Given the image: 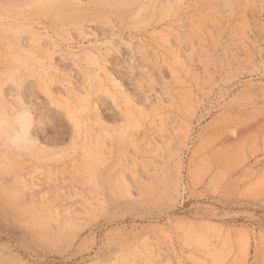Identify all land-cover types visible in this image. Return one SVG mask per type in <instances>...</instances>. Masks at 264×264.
Here are the masks:
<instances>
[{
  "label": "rangeland",
  "instance_id": "obj_1",
  "mask_svg": "<svg viewBox=\"0 0 264 264\" xmlns=\"http://www.w3.org/2000/svg\"><path fill=\"white\" fill-rule=\"evenodd\" d=\"M0 264H264V0H0Z\"/></svg>",
  "mask_w": 264,
  "mask_h": 264
}]
</instances>
